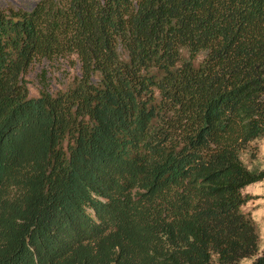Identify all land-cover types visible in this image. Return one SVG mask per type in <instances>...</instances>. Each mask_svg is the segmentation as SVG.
Listing matches in <instances>:
<instances>
[{"label": "trees", "instance_id": "1", "mask_svg": "<svg viewBox=\"0 0 264 264\" xmlns=\"http://www.w3.org/2000/svg\"><path fill=\"white\" fill-rule=\"evenodd\" d=\"M71 56L30 98L29 68ZM263 138L264 0L0 9V264H264Z\"/></svg>", "mask_w": 264, "mask_h": 264}, {"label": "rangeland", "instance_id": "2", "mask_svg": "<svg viewBox=\"0 0 264 264\" xmlns=\"http://www.w3.org/2000/svg\"><path fill=\"white\" fill-rule=\"evenodd\" d=\"M39 0H0L1 10H24L31 9ZM203 55H198L194 60L197 65L203 59ZM183 58H186L183 52ZM79 75V64L75 56H71L68 60L45 62L40 61L33 64L23 77V83L28 90L30 98H37L41 92L47 90L49 93L64 91L72 85L75 78ZM259 153V142L255 143ZM248 156H243V161H247ZM259 158V157H258ZM256 159H254L255 161ZM253 162V161H252ZM258 168L264 169V159H258L254 162ZM250 199L249 201H251ZM264 245V238L261 240ZM243 264H249L244 262Z\"/></svg>", "mask_w": 264, "mask_h": 264}, {"label": "crops", "instance_id": "3", "mask_svg": "<svg viewBox=\"0 0 264 264\" xmlns=\"http://www.w3.org/2000/svg\"><path fill=\"white\" fill-rule=\"evenodd\" d=\"M259 150L256 160L248 164L251 169L261 170L254 162H258V159H264V138L259 142ZM243 193L252 198L243 206V211L251 215L259 228L261 237H264V180L245 187Z\"/></svg>", "mask_w": 264, "mask_h": 264}]
</instances>
